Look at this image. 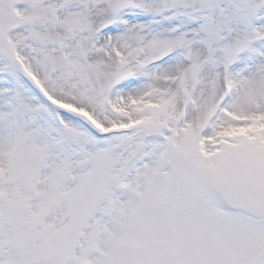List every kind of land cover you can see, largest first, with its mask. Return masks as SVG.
Wrapping results in <instances>:
<instances>
[{"label":"snow or ice","instance_id":"snow-or-ice-1","mask_svg":"<svg viewBox=\"0 0 264 264\" xmlns=\"http://www.w3.org/2000/svg\"><path fill=\"white\" fill-rule=\"evenodd\" d=\"M0 264H264V0H0Z\"/></svg>","mask_w":264,"mask_h":264}]
</instances>
